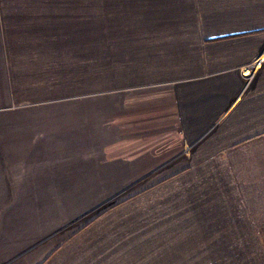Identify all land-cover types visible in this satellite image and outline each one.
Listing matches in <instances>:
<instances>
[{"label":"crops","instance_id":"crops-1","mask_svg":"<svg viewBox=\"0 0 264 264\" xmlns=\"http://www.w3.org/2000/svg\"><path fill=\"white\" fill-rule=\"evenodd\" d=\"M84 1L0 0V264H264V0Z\"/></svg>","mask_w":264,"mask_h":264},{"label":"rangeland","instance_id":"rangeland-1","mask_svg":"<svg viewBox=\"0 0 264 264\" xmlns=\"http://www.w3.org/2000/svg\"><path fill=\"white\" fill-rule=\"evenodd\" d=\"M72 3V9H79L80 10H97V3L95 2H86L84 0H71ZM110 5V4H108ZM131 179H126V180H119L120 182H128ZM113 187H115V182L112 180L108 185L105 184V189L104 188H93L91 191L94 194H85V195H77V196H65L66 199H64V196H62V200H57L54 203V206H63L59 207L57 209H62L64 211L61 219H64L69 216H74L76 213L79 211L93 205L95 202L99 201L100 199L104 198L106 196L105 193H103L105 190L109 191ZM70 197V199H69ZM54 208V207H53ZM53 211V210H52ZM52 227V222L51 220H43L40 223V226L37 228H34V233L40 234L44 233L48 229Z\"/></svg>","mask_w":264,"mask_h":264},{"label":"built area","instance_id":"built-area-1","mask_svg":"<svg viewBox=\"0 0 264 264\" xmlns=\"http://www.w3.org/2000/svg\"><path fill=\"white\" fill-rule=\"evenodd\" d=\"M262 58H264V54H262Z\"/></svg>","mask_w":264,"mask_h":264}]
</instances>
